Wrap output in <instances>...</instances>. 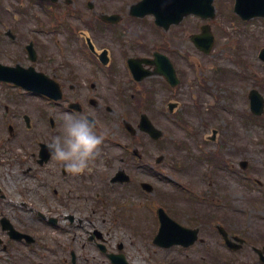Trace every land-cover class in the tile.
<instances>
[{"label": "rangeland", "instance_id": "rangeland-1", "mask_svg": "<svg viewBox=\"0 0 264 264\" xmlns=\"http://www.w3.org/2000/svg\"><path fill=\"white\" fill-rule=\"evenodd\" d=\"M78 1L76 0L75 10L67 11L65 0H61L52 10V18L61 15V20L77 23L83 32L92 38L98 50L103 48L109 50L111 65H123L122 55L125 52L126 57H137L145 54L150 55V52L165 46L164 42L166 41H162L158 37V33L150 28V20H148L149 22H137L128 15L130 6L139 0H80V4ZM89 2H92L95 12L88 8ZM233 5V0L217 1V18L210 22L216 36V44L210 54L201 53L191 42V36L200 32L203 25L200 20L193 17L172 28L169 33L171 42L168 38L169 45L165 51L177 65L181 78V85L178 89L179 96L173 98L180 103V108L177 111L180 116H178L196 130V140L201 141L203 136L207 135L209 140L207 149L200 147L197 141L189 138L188 131L184 128L188 125L181 127L176 123V127H172L163 117L159 121L156 120V124L160 129L166 131L164 141L152 142L147 135L140 132L136 133L135 138H131V135L126 133V143H130V146L136 145L145 155L144 163H149L148 165L152 168V171L146 173L144 178L154 184L156 201L153 203L154 205L149 206L148 203L154 202L152 195L142 192L141 196L133 188H126L123 190L126 199L117 201L120 204L115 205L118 214H114L115 211L111 212L110 208H107L106 212H101L99 210L101 207L98 204L97 210H94L95 213H75L83 219L84 226L70 225L60 218L59 226L62 229L59 227L58 231L48 232V235L52 238H60L66 244L68 251L75 250L78 255L82 256L80 264H108L107 261H102L101 251L96 244L90 243L87 239L88 231L92 230L94 225L104 233L108 251L115 252L120 244L123 245L122 251L130 264H154L157 261H169L177 255L179 256V252L177 253L174 248L164 250L153 246L158 232L155 216L158 206L164 207L171 216L177 218L178 214L180 219H187L189 216L194 218L198 214L204 217L206 214L202 213L216 212L220 217L226 219L225 223L229 224L231 228L237 231L241 229L244 237L249 239L251 235L248 232L257 225L256 216H264L260 210L264 204L260 202L257 204V200L256 204L252 203V199L257 196L259 198L264 193L254 184L255 182L243 178L245 174L252 178L256 177L264 185V115L261 120L255 122L241 115L243 112H250L248 96L252 89H257L264 96V64L259 59V53L264 48V19L244 23L233 13ZM21 8H24L30 15L43 12L29 0H0V18L7 20L9 17L6 18L8 16L6 10L9 13H15ZM103 14L122 15L120 25L124 28L115 32H112L111 29H104L96 23V21H100L97 19H100ZM85 18L88 19V22L94 21V27L90 26L86 29ZM44 20L45 23L48 21ZM18 26H27V30L38 29V24L26 17L22 18ZM51 33L48 34L49 36H39V40L44 45L39 50L43 56H50L49 53H51L54 56L53 62L56 65H61V58L55 48L51 46ZM55 36L60 39L64 37L62 34ZM82 44L84 45V41ZM9 52L5 54L4 50L3 54L9 55ZM5 55L0 56V61L7 63ZM66 65L97 64H92L89 60L83 59L80 54H76L70 57ZM196 65H200L201 69L199 70ZM245 65L247 70L251 67L254 70L246 71ZM220 69L224 70L219 72ZM225 71L231 78L227 80L222 78L221 73H225ZM200 77L206 79L205 84L210 90L224 97V103L220 102V104L214 105L216 115L212 109H209L214 98L202 93V84L198 80ZM207 77L210 82H207ZM165 95V91L159 92L156 96V105H159L161 98ZM232 95L234 96L232 97ZM140 98L146 99V96L139 91H134L133 88L126 90L124 110L109 115L114 120L113 124H120L125 116L126 122L137 128L139 114L146 113L147 110L153 108L151 103L142 101ZM169 99L171 97L167 93V98L163 102ZM154 100L155 98L152 99V101ZM198 103L201 104V109L197 107ZM223 106H231L235 112L226 113L222 110ZM209 113L213 115L210 116ZM119 114L124 116H119ZM151 118L155 120L154 117ZM213 130L216 134L213 133ZM201 150L211 154L215 151L221 152L222 158L226 160V164L223 166L225 169L214 172L216 167L211 165L209 167L208 160H203L200 157ZM163 154L167 156L165 162L156 165V158ZM177 161L179 170H175ZM242 161L248 162V167L244 170L240 165ZM156 168L159 169L163 178L171 176L168 178L169 180L163 181L160 175H155ZM209 168L210 170H208ZM131 171L140 176L138 170L135 171L132 168ZM172 177L181 180L184 184L187 183L188 187L191 185L195 190L202 189L204 192L215 190V193H221L217 197H212H215L217 203L225 201L236 211L213 210V206L206 203L188 202L178 193L174 186L175 182L171 181ZM119 194L121 197L120 192ZM194 208H196L195 211L192 210ZM239 210L241 212H238ZM58 214L63 216L68 215L69 212L64 211ZM32 217L34 225H39L40 221L34 216ZM86 219L93 221L94 225L89 224ZM190 221L195 222V219H190ZM221 223L224 224L223 221ZM190 226L192 225L190 224ZM204 234L205 238H210L214 244L211 243L212 241L196 244L189 251L192 256H202V253H205L206 261L209 262L212 259L217 264H226L228 258L231 257H242V252L228 253L215 231L212 232L210 228H206ZM215 244L219 246L220 251ZM213 246L217 247L216 251L215 248L211 250ZM221 255L226 257L224 263L221 262ZM179 257L181 258V256Z\"/></svg>", "mask_w": 264, "mask_h": 264}, {"label": "flooded vegetation", "instance_id": "flooded-vegetation-1", "mask_svg": "<svg viewBox=\"0 0 264 264\" xmlns=\"http://www.w3.org/2000/svg\"><path fill=\"white\" fill-rule=\"evenodd\" d=\"M13 21L10 23L12 28L8 30L4 29L0 18V56L10 50L4 57L8 66L21 70L33 67L37 73L56 81L61 98L51 100L0 80V264H71L73 260L80 264L82 256L68 251L60 238H52L48 232L58 228V213H95L98 204L107 207L114 192L126 190V182H112L120 173V179L126 178V172L133 175L130 155L122 148V145H129L126 143V117L119 114L124 118L120 124H113L114 120L109 115L124 110L129 88L136 91L139 86L143 94L156 97L160 91H167L169 86L157 73L159 65H66L70 57L77 54L75 49L79 40L76 30L75 34L71 30L70 34L66 30L61 31L66 56L63 65H51L54 56L40 53L43 43L31 35L27 26H18L20 16H14ZM70 26L76 28L77 24ZM60 34L51 36L53 48L61 40L55 35ZM30 44L34 45L37 53L35 64L30 59ZM174 67L180 76L177 65ZM146 74L148 76L143 78ZM177 89L171 87L170 91L178 95ZM65 111L89 115L97 128L106 133L95 162L75 175L61 162L55 161L47 148L50 136L62 130L61 114ZM148 112L150 116L153 114L151 117L155 118L157 126L156 122L163 114L162 102L156 106L155 101L154 108ZM260 210L264 213V206ZM202 214L206 215L198 214L187 219H180L177 214V220L184 225L196 226L199 235L204 237L211 219L218 217ZM31 215L40 221L39 225H34ZM51 217H55V221H50ZM74 218L69 217L72 224ZM190 219H195V222ZM255 221L256 228L248 232L250 239L244 237L241 229L237 231L224 224L230 238H245L239 248L243 253L241 260L245 261L238 264H264V216H256ZM77 225L84 226L83 220L80 219ZM215 228L220 234L219 228ZM95 231L96 225L88 237L91 242L96 241ZM185 263L194 264V261L188 259Z\"/></svg>", "mask_w": 264, "mask_h": 264}, {"label": "water", "instance_id": "water-1", "mask_svg": "<svg viewBox=\"0 0 264 264\" xmlns=\"http://www.w3.org/2000/svg\"><path fill=\"white\" fill-rule=\"evenodd\" d=\"M213 2L214 0H142L131 7L130 14L137 17L153 14L156 16L157 24L168 29L172 24H179L184 17L190 14L199 15L204 19L214 18L215 8ZM235 11L245 19H250L254 16L264 17V0H236ZM105 20L119 21V17L106 16ZM202 31L201 35L193 37V41L199 49L208 53L214 45V36L207 26H204ZM261 58L264 59V50L262 51ZM166 61L168 62V60ZM255 93L252 92L251 97L253 101L255 100L258 103V106H261V110L257 111L260 114L262 112L263 101L260 96H257L260 100L257 97L255 98ZM164 217L167 219L166 216ZM168 223V221L165 222L164 228L169 227ZM157 239L163 241L162 244H166V246L172 245V241H170L171 237H164L163 239L159 235ZM117 262L121 264L120 259Z\"/></svg>", "mask_w": 264, "mask_h": 264}, {"label": "clouds", "instance_id": "clouds-1", "mask_svg": "<svg viewBox=\"0 0 264 264\" xmlns=\"http://www.w3.org/2000/svg\"><path fill=\"white\" fill-rule=\"evenodd\" d=\"M62 130L48 140L49 155L72 174L84 172L95 162L106 133L97 129L87 114L65 111L61 114Z\"/></svg>", "mask_w": 264, "mask_h": 264}]
</instances>
